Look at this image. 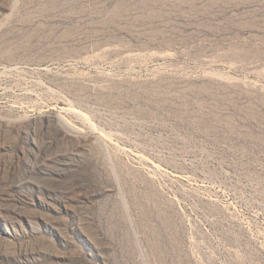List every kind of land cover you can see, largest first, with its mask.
I'll list each match as a JSON object with an SVG mask.
<instances>
[{
    "label": "rangeland",
    "instance_id": "1",
    "mask_svg": "<svg viewBox=\"0 0 264 264\" xmlns=\"http://www.w3.org/2000/svg\"><path fill=\"white\" fill-rule=\"evenodd\" d=\"M0 264H264V0H0Z\"/></svg>",
    "mask_w": 264,
    "mask_h": 264
}]
</instances>
